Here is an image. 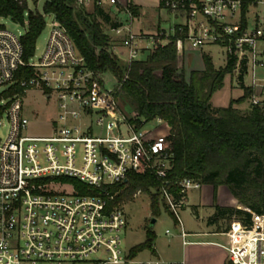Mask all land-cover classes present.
<instances>
[{
  "label": "built area",
  "instance_id": "obj_1",
  "mask_svg": "<svg viewBox=\"0 0 264 264\" xmlns=\"http://www.w3.org/2000/svg\"><path fill=\"white\" fill-rule=\"evenodd\" d=\"M245 2L159 0V8L176 18L174 24L154 33L135 32L129 25L113 31L122 36L121 43L128 50L126 64L171 39L178 60L187 49L217 46L222 66L234 57V74L248 78L244 84L251 88L248 103L264 109V26L256 13L251 22L248 12L243 25ZM74 3L113 5L133 16L129 4L118 5V0ZM258 4L264 5V0H250L248 10ZM26 24L27 20L23 33L0 27V264L129 261L132 258L129 250H123L120 235L127 226L123 203H110L121 187L112 191L110 186L126 181L131 171L165 178L173 159L169 127L154 136L143 119L137 125V117L126 114L116 97L127 74L120 80L110 71L86 67L72 38L53 15L41 54L24 60L21 37ZM20 66L32 68L34 74L22 78L20 90L11 92ZM34 88L42 91L44 99L56 100L57 114L49 122L48 134L28 132L24 94ZM199 186V181L185 177L177 183V193L159 189L160 204L178 226L188 191ZM141 192L137 190L133 197ZM245 211L249 221L235 218L228 228L215 232L223 237L224 242L218 244L232 264H264V213ZM178 233L187 236L184 230ZM137 263L173 264L155 255Z\"/></svg>",
  "mask_w": 264,
  "mask_h": 264
},
{
  "label": "trees",
  "instance_id": "obj_2",
  "mask_svg": "<svg viewBox=\"0 0 264 264\" xmlns=\"http://www.w3.org/2000/svg\"><path fill=\"white\" fill-rule=\"evenodd\" d=\"M249 2L246 0L242 7L243 25L247 24ZM129 7L136 14V7L131 4ZM45 14H52L66 29L86 67L110 71L120 80L127 74L116 97L132 107L137 125H141L140 119L148 122L161 118L169 127L173 159L166 177L131 171L126 181L110 186L112 191L121 187L111 204L132 199L140 189L151 197L152 214L159 215V189L177 193V183L189 177L212 184L214 200L218 185L225 184L243 205L264 213V109L250 105L242 111L236 106L247 100L251 93L249 87H244L243 95L231 99L226 107H213L211 103L213 93L224 85L225 77L234 74V57L226 65L216 67L211 57L203 54L204 68L192 70L186 76L185 69L179 65L175 41L171 39L123 66L113 53L111 36L104 28L108 24L115 28L120 23L113 21L102 6L93 4L89 10L74 0H46L41 12L29 9L27 0H0V16L22 25L27 20L21 37L24 60L34 55L36 40L45 27ZM33 74L32 68L20 66L10 91L20 90L19 81ZM81 187L84 186L81 184ZM214 207L216 211L208 219L209 223L221 219L230 221L232 217L250 220V214L244 209L218 204ZM145 232V240L129 249V258L145 249L156 255L155 233L149 228Z\"/></svg>",
  "mask_w": 264,
  "mask_h": 264
},
{
  "label": "rangeland",
  "instance_id": "obj_3",
  "mask_svg": "<svg viewBox=\"0 0 264 264\" xmlns=\"http://www.w3.org/2000/svg\"><path fill=\"white\" fill-rule=\"evenodd\" d=\"M46 0H27L28 8L29 9H37L38 11L42 12L43 4ZM89 10H91V5L87 6ZM104 10L110 14L113 21H116V14H114L115 10L118 11L116 8L111 11L110 8L106 5L103 6ZM148 13L146 12V19L151 20L154 18V12ZM256 13L259 16V22L261 26H264V5L258 4L257 6H250L248 10V16L250 21H253V14ZM160 14L163 18H169L171 21V25L176 22L175 17H170L167 15L165 10H161ZM45 27L39 34L34 51V59L41 54L50 30V22L52 21L51 14H45ZM4 26L5 28L12 30L16 33H23L25 30V26L13 21L9 17L0 16V27ZM107 33L111 36V44H115V39L113 34L112 25L108 24L104 26ZM168 28V26H166ZM144 43H148L145 41ZM204 51L211 53L213 56V61L217 67L223 64V59L217 57L218 52L221 51L220 48L217 46H205L203 48ZM125 52V51H123ZM140 55V58L146 55ZM187 54H185L186 57ZM187 58V57H186ZM119 62L121 65H126L124 60H120ZM195 66L196 64L191 62V66ZM188 66L185 68L187 69ZM232 79L229 75H227L224 79V85L217 92L214 94V98L212 99L213 102L212 106H223L228 104V100L230 96H235L236 91L232 90L231 88ZM2 87L0 86V91ZM25 106L27 108L28 115L30 117V122L28 126V132L34 135H44L50 132L49 122L56 116L57 114V107H56V100L54 97H49L48 99H44L42 91L40 89L34 88L28 90L24 94ZM119 104L121 109L128 115H134V111L131 106L126 104L125 102L119 100ZM236 106L241 109L245 110L247 106V102L236 104ZM146 127L151 128L153 131V135H158L162 133H166L168 131V125L165 123H157V119H153L148 121ZM5 131V128L4 130ZM4 133V132H3ZM212 185V184H211ZM206 186V185H204ZM213 187V185H212ZM195 188H193V195H197L194 193ZM192 190V189H191ZM190 191V190H189ZM150 195L145 192H141L136 197H133L130 200H127L122 205V210L125 214L127 219V226L120 232L122 238V248L123 250H129L134 245L141 243L146 238V228H149L151 231L155 233V239L153 240V244L157 249L162 250L164 256H172L173 254L179 253L181 250V237L176 233L175 230H179V226L176 224L175 218L173 215L164 208V205L160 204V213L159 215H153L150 206ZM234 207L247 209L249 207L243 205L241 202L237 200V203ZM204 209V210H203ZM202 212H209L210 207L204 206L202 207ZM181 220L183 222L184 228L197 230L198 220L196 213L194 211V207L191 204H188L180 211ZM155 218L156 221L154 224L151 225L150 221L152 218ZM237 217H232L230 221L225 220L223 221L222 225L219 227L213 226L212 229L214 231H220L228 228V226L232 223L234 219ZM229 223V224H228ZM166 229L170 231V233H166ZM202 238H208L213 241H217L218 243H223V237L219 234L209 235ZM211 249V250H210ZM196 251L193 250V264H218V253L214 252L213 248H199ZM150 255V251L145 249L139 252L135 257L131 260L123 262V263H116V264H138L137 261L141 258L147 257ZM108 264H115V263H108Z\"/></svg>",
  "mask_w": 264,
  "mask_h": 264
},
{
  "label": "crops",
  "instance_id": "obj_4",
  "mask_svg": "<svg viewBox=\"0 0 264 264\" xmlns=\"http://www.w3.org/2000/svg\"><path fill=\"white\" fill-rule=\"evenodd\" d=\"M123 3H128L135 6L136 14H133V16L130 18L126 12L122 10H118V11L115 10L114 14H116V18H117L116 20L120 23L118 26L129 25L135 32L154 33L156 30L160 28H166V26L169 27L171 25L170 19L168 17L163 18L160 14V11L162 9L159 8L158 6L159 0H118V5H122ZM107 6L110 8L111 11L115 9V6L113 5H107ZM152 11H155L154 18L151 20L146 19L145 13L146 12L153 13ZM166 13L168 16L170 17L172 16V14H170L169 12L166 11ZM113 37L116 40L115 44L114 43L111 44V49L113 50V53L120 60H124V62H126L128 50L121 43L122 36L121 35L117 36L116 34H113ZM145 52L146 51H144L142 54H144ZM185 54H187L186 55L187 58L185 57ZM203 54H208L211 57L212 62L214 63L213 56L209 52H206L204 50H194V49L185 50L183 58L179 60V65H181L185 69L186 76H188L189 72L192 70H202L204 68L203 58H202ZM217 57L219 56L217 55ZM191 62L195 63L196 65L191 66ZM186 66H188L187 69L185 68ZM230 78L232 79L231 88L232 90L236 91V94L235 96H230L228 100V104L231 99H236L243 95L244 84L246 83L245 80H248V78L243 77V75H235V74L230 76ZM216 92L217 91L213 93L211 97V102H213L212 99L214 98V94ZM244 102H247L248 107L242 111H246L250 107V104L248 103L247 100ZM228 104L223 106H215V107H226L228 106ZM191 189L187 193L185 206L191 204L194 207V211L196 213L197 216L196 218L198 220V225H199L198 229L186 230L182 222L181 226H179V230H175L176 233L181 237V242H182L181 250L179 251V253L173 254L172 256H164L162 250L157 249L153 244V247L156 251L155 256H158L167 263L193 264L194 249L198 251L197 249L199 248H213L214 250H216L214 252H217L219 255L218 264H225V262L227 261V252L225 248L220 244H218L217 241H213L208 238H202V237L216 234L215 232L218 231H214L212 227L213 226L219 227L222 225L223 221H225L221 219L218 222H214V221L211 223L208 222V219L212 217L216 211L214 205L218 204L220 206H235V204L237 203V199L231 195L228 187L225 184H220L216 188L215 200H214V188L209 183H200V186L194 189L195 190L194 193L196 192L197 195H193V188ZM206 205L210 207V210L209 212L204 213L202 212L204 210V209L202 210V207ZM181 230H184L187 233L186 237L183 238L180 235V233H178V231ZM150 255L153 254L150 253Z\"/></svg>",
  "mask_w": 264,
  "mask_h": 264
},
{
  "label": "water",
  "instance_id": "obj_5",
  "mask_svg": "<svg viewBox=\"0 0 264 264\" xmlns=\"http://www.w3.org/2000/svg\"><path fill=\"white\" fill-rule=\"evenodd\" d=\"M178 73H180L181 72V70L180 69H178V71H177ZM156 221V219L153 217L152 219H151V221H150V223H151V225L152 224H154V222Z\"/></svg>",
  "mask_w": 264,
  "mask_h": 264
}]
</instances>
